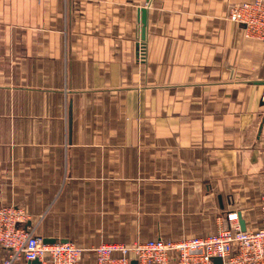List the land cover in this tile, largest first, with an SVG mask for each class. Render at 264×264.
I'll list each match as a JSON object with an SVG mask.
<instances>
[{"label": "crops", "instance_id": "obj_1", "mask_svg": "<svg viewBox=\"0 0 264 264\" xmlns=\"http://www.w3.org/2000/svg\"><path fill=\"white\" fill-rule=\"evenodd\" d=\"M240 1L0 0V206L80 264L230 213L256 227L263 43L226 18Z\"/></svg>", "mask_w": 264, "mask_h": 264}, {"label": "built area", "instance_id": "obj_2", "mask_svg": "<svg viewBox=\"0 0 264 264\" xmlns=\"http://www.w3.org/2000/svg\"><path fill=\"white\" fill-rule=\"evenodd\" d=\"M226 18L242 26L246 38L263 43L264 0H243L230 5ZM260 99L264 101V79ZM28 216L23 208L0 206V248L6 250L0 264L37 260L38 264H80L83 247L71 241L44 243L34 227L23 225ZM95 264H264V197L260 223L242 230L236 213L213 233L180 239H147L132 242H103L93 247Z\"/></svg>", "mask_w": 264, "mask_h": 264}, {"label": "water", "instance_id": "obj_3", "mask_svg": "<svg viewBox=\"0 0 264 264\" xmlns=\"http://www.w3.org/2000/svg\"><path fill=\"white\" fill-rule=\"evenodd\" d=\"M140 12H141L140 20H141V24H142L141 30H140V36H141V39L144 40L145 39V25H146V10H145V8H142L140 10ZM238 220H239L240 228L242 230H245L244 221L239 216H238ZM42 240L44 243H52L55 241L54 239H42ZM214 262H215V264H221V259L220 258H214ZM27 264H38V261L32 260V261L27 262Z\"/></svg>", "mask_w": 264, "mask_h": 264}, {"label": "rangeland", "instance_id": "obj_4", "mask_svg": "<svg viewBox=\"0 0 264 264\" xmlns=\"http://www.w3.org/2000/svg\"><path fill=\"white\" fill-rule=\"evenodd\" d=\"M243 36H244V34H243ZM245 37V36H244Z\"/></svg>", "mask_w": 264, "mask_h": 264}]
</instances>
